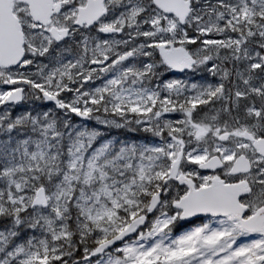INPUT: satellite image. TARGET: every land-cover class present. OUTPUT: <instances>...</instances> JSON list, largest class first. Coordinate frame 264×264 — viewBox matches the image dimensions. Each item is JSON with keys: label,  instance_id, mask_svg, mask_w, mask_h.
<instances>
[{"label": "snow or ice", "instance_id": "1", "mask_svg": "<svg viewBox=\"0 0 264 264\" xmlns=\"http://www.w3.org/2000/svg\"><path fill=\"white\" fill-rule=\"evenodd\" d=\"M0 264H264V0H0Z\"/></svg>", "mask_w": 264, "mask_h": 264}, {"label": "rangeland", "instance_id": "2", "mask_svg": "<svg viewBox=\"0 0 264 264\" xmlns=\"http://www.w3.org/2000/svg\"><path fill=\"white\" fill-rule=\"evenodd\" d=\"M95 126L97 127L102 133H103V137L105 139H122L125 136H131V135H136V134H132V133H127L124 130H118V129H104L101 128L98 125H93L91 122H89V127Z\"/></svg>", "mask_w": 264, "mask_h": 264}]
</instances>
